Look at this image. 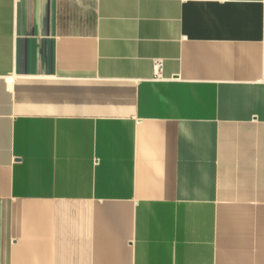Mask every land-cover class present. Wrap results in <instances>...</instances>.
Wrapping results in <instances>:
<instances>
[{
    "label": "crops",
    "instance_id": "1",
    "mask_svg": "<svg viewBox=\"0 0 264 264\" xmlns=\"http://www.w3.org/2000/svg\"><path fill=\"white\" fill-rule=\"evenodd\" d=\"M0 264H264V0H0Z\"/></svg>",
    "mask_w": 264,
    "mask_h": 264
},
{
    "label": "built area",
    "instance_id": "2",
    "mask_svg": "<svg viewBox=\"0 0 264 264\" xmlns=\"http://www.w3.org/2000/svg\"><path fill=\"white\" fill-rule=\"evenodd\" d=\"M153 69L156 75H159L162 69V60L155 59L153 61Z\"/></svg>",
    "mask_w": 264,
    "mask_h": 264
}]
</instances>
